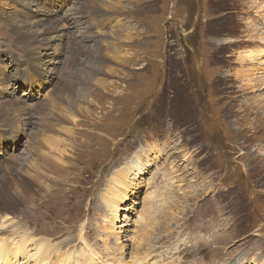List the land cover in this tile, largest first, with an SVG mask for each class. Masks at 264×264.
Returning a JSON list of instances; mask_svg holds the SVG:
<instances>
[{
    "label": "rangeland",
    "instance_id": "374dc122",
    "mask_svg": "<svg viewBox=\"0 0 264 264\" xmlns=\"http://www.w3.org/2000/svg\"><path fill=\"white\" fill-rule=\"evenodd\" d=\"M15 1L0 0L9 39L10 28L40 25L16 19ZM95 1L97 20L110 21L91 32L108 65L61 110L63 13L75 2L56 10L50 48L32 50L46 71L17 78V65L36 63L0 37V108L25 112L0 119V172L15 165L41 188L0 220V242L27 238L18 264H264V0ZM26 112L58 116L46 130ZM46 160L66 167L63 180L34 177ZM42 242L60 252L38 260Z\"/></svg>",
    "mask_w": 264,
    "mask_h": 264
},
{
    "label": "bare ground",
    "instance_id": "6f19581e",
    "mask_svg": "<svg viewBox=\"0 0 264 264\" xmlns=\"http://www.w3.org/2000/svg\"><path fill=\"white\" fill-rule=\"evenodd\" d=\"M68 1L70 0H30L28 3L25 0H16L15 2H13V6L15 7L14 14L16 16V19L20 20L22 18L29 17L30 20H35L40 25L36 27L25 26V27H21L20 29L10 28L11 29L10 34L11 36L14 37V39L12 37L11 39L4 37L3 36L4 30L7 29L0 27V31L1 28L3 31L2 33L0 32V37L7 40L8 43L12 45L18 46V48L21 50L19 51L22 55L20 61L23 62L25 59H27V61L29 62L33 61V63L34 62L36 63L35 67L31 66L30 68L27 69H23L22 65H17L18 66L17 78H19V75L28 78L31 77V73L33 71L42 72L47 70V68L45 70L43 69L45 63L41 62L39 60L40 58L39 59L37 57L33 58L31 56L32 50L38 46L39 42H43L45 41V39H49V41H47L42 46L47 47L46 51L50 48L52 36L51 37L48 36V33L56 29L58 22L56 19L57 18L56 10H59L60 12L66 11L65 13H63V17L65 18V20H67L68 23L67 29L70 31V33H67V38L65 37L66 35L63 34L59 35V37L64 36L65 39L67 40L68 48L65 49L70 50L69 52L70 61L68 64L69 68L66 74V78H63L61 81L58 79L57 82L56 88L58 87L60 88L59 90H57L58 94L55 96V99L57 101L52 105V107H54V105L57 104L58 110H61L59 108L61 103L70 106L69 102L68 104L65 103V99L66 100L68 99L65 93H71L72 87H74L75 85L82 84L85 81L88 83L91 80H93L95 77L102 74L103 70L106 68L109 61V58L107 57L108 55L107 56L104 55L107 53V47L102 52L97 51L95 47L97 41L94 39L95 37L93 38L91 32H93V30H102V32L103 31L106 32L109 28H111L110 21L108 19H101V18H100L101 20H97L98 19L97 17H102L101 15H99V13L102 14L103 11L99 10L100 8L99 9L97 8L98 5L95 0H73L75 3L73 5L68 6V8L65 11H62V6L65 5ZM39 3L41 5V9L37 8ZM30 5H33L37 9V11H34V13H32V11L30 10ZM57 6L59 7L58 9H56ZM41 27H44L45 29L42 30L40 29ZM100 50H102V47H100ZM46 51L45 54H47ZM79 52H81V55L83 57L88 56L87 57L88 61H86V63L82 61V59H79L76 56V54H79ZM259 53L261 54L263 52H259ZM2 55L0 56V63L2 61ZM76 67H79L78 69H80V71L83 70L84 71L83 73L86 74V76L87 74H89L90 78H87L84 74H80V72L79 73L75 72L73 69H75ZM53 68L54 67H51V70H53ZM1 73L4 75L7 74L8 72H4L2 70L0 74ZM51 78L53 80L56 78L57 80L55 74L54 76L51 75L50 81H52V84L49 83L50 81L48 82L50 87L53 86L56 82V80H54L55 82L53 83V80H51ZM75 80H77V82H75ZM249 80L251 79L248 78L247 81ZM257 83L255 84V86L261 85L259 84V82ZM246 86L251 87L253 85L246 84ZM33 88L36 87L33 85V87L29 86V88L27 89L33 91ZM260 101L263 100H257V103H260ZM39 108H40L39 106L36 107L37 110H39ZM0 109H1L0 119H2L5 123H10V124H16L17 122H19L20 113L21 114L25 113L21 108L14 106V103H10L6 107H1ZM57 116L58 115L56 114L54 115L53 113H51L48 116V118L40 117L39 120H36L37 118L35 117L33 112L32 113L26 112L23 119L25 120L24 121L25 124H30L32 127L39 126L42 129L47 130L51 128L49 122L53 120V117H57ZM0 151L2 152V150ZM41 163L42 165L38 166L37 168H40L42 166L40 168L42 170V173L39 174L38 172H36L34 174V177L37 176L36 178L39 179V181H41L42 179L43 181H45L46 179L63 180L62 177L63 174H65L64 171L66 170V167L60 164V162L46 160ZM145 165L146 164H143V166ZM13 167H15V165H13ZM13 167L11 166L7 167L6 169H4V171H2V174L0 172V220L1 219L3 220L4 219L3 217L11 218V216H6V215H13V213H15V210L17 209V207L21 205V203L30 201L38 191H41L39 190L41 188L35 185L24 175L22 169H20L17 172ZM41 170H39V172ZM43 176H52L53 178H44ZM34 186H36L37 188H35ZM5 242L6 241L0 242V264H18L16 262V259L19 257L16 255H12V253H20L22 250L27 249L30 245V244L26 245L27 238H22L21 240L22 244L18 243L17 245L14 244L5 245L4 244ZM36 245L38 244L36 243ZM41 246L42 247L40 248V251L42 252V254L40 255L39 253L40 256L38 259L41 261L44 260L48 261L49 260L48 257L52 256L53 252L54 254L55 252L58 251L60 252L59 248L58 250L57 248L54 249L50 248L51 250L50 251L48 248L44 246L43 242ZM13 248H15L16 251H12ZM23 252L26 253L25 250ZM58 259H59L58 262H60V258ZM52 262L54 261L52 260Z\"/></svg>",
    "mask_w": 264,
    "mask_h": 264
}]
</instances>
